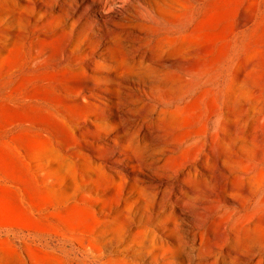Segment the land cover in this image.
<instances>
[{
	"label": "rangeland",
	"instance_id": "374dc122",
	"mask_svg": "<svg viewBox=\"0 0 264 264\" xmlns=\"http://www.w3.org/2000/svg\"><path fill=\"white\" fill-rule=\"evenodd\" d=\"M101 1L0 0V264H264V0Z\"/></svg>",
	"mask_w": 264,
	"mask_h": 264
},
{
	"label": "bare ground",
	"instance_id": "6f19581e",
	"mask_svg": "<svg viewBox=\"0 0 264 264\" xmlns=\"http://www.w3.org/2000/svg\"><path fill=\"white\" fill-rule=\"evenodd\" d=\"M112 1L113 0H102L101 2H99V4L101 5L100 8L103 10V12H108L111 9V2ZM120 1H123V0H120ZM107 51L111 56H113L115 58V60H117V61L122 60V47L120 45L108 46ZM170 71H171V69H170ZM170 71H168L167 73H170ZM174 71L175 70L173 69V72ZM173 77H175V76H173ZM180 79H182V78H180ZM138 196H139L138 199H142L143 202L146 203V198H144L143 193H138ZM144 211L146 212L147 210L144 209ZM262 215H264V214H262ZM259 216H261V215H259ZM123 220H124V218H123ZM151 221L153 223H168L169 221H173L174 226L171 227V226L166 225V226H161L159 228V232L162 233V235L165 237V239H161V236H160L161 240H160V244H158V246H151L150 245V247H148V248L146 247V248L139 250L138 253H126V254L124 253V254H122V264H144L143 263V261H144L143 257L144 256H151V260L147 262L148 264H190V262L188 260H183V259L179 260V261L174 260V257L179 255V253H175V252L181 246V241H180V238H178L179 241H177V242L170 241V239H172L174 241L175 234H177L179 232V228H178L179 225L176 222L173 213L161 212L160 214H157V216L155 218L151 219ZM256 221H257L256 223L253 221L254 224H249L248 226H243V227L239 228V230H238L239 231V240L243 244H248L256 238H262V239L264 238V216L259 217V219ZM144 228H146V227H144ZM93 244L94 245L91 247L92 253H93L92 259H93L94 263L97 264V263H100V261L103 259L104 253H106V250L103 247V243L97 239L94 240ZM141 245H144V243H141ZM154 249L158 250L159 253H152V252H154L153 251Z\"/></svg>",
	"mask_w": 264,
	"mask_h": 264
}]
</instances>
